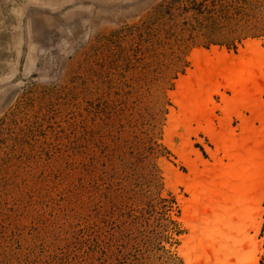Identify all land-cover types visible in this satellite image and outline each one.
Here are the masks:
<instances>
[{
    "label": "rangeland",
    "instance_id": "374dc122",
    "mask_svg": "<svg viewBox=\"0 0 264 264\" xmlns=\"http://www.w3.org/2000/svg\"><path fill=\"white\" fill-rule=\"evenodd\" d=\"M250 40L264 0H0V264H264V189L188 219L181 156L220 148L174 128L194 57Z\"/></svg>",
    "mask_w": 264,
    "mask_h": 264
},
{
    "label": "bare ground",
    "instance_id": "6f19581e",
    "mask_svg": "<svg viewBox=\"0 0 264 264\" xmlns=\"http://www.w3.org/2000/svg\"><path fill=\"white\" fill-rule=\"evenodd\" d=\"M240 51L242 56L229 53L225 48L219 50V47L211 52L198 53L193 60L196 69L180 79V87L174 93L181 108L179 114H182L181 123L172 117L174 128L181 131V125L187 128L194 122L220 148V153L213 152L217 161L215 165L202 158L203 169L193 165L188 155L181 156L190 172L179 173V180L195 197L185 199L181 196L188 219L203 220L210 211H218L225 205L256 201L260 190L264 189V64L261 60L264 48L259 41L250 40ZM219 77L222 78L221 83ZM221 85L232 91V96L224 98L221 109L227 115L230 111L236 113L241 121L235 127L239 133L226 128L223 118L220 119L221 129H217L218 125L210 116L205 91L207 93L209 86L213 87L212 92L219 91ZM223 159H228V163H221ZM226 209L231 210L230 207Z\"/></svg>",
    "mask_w": 264,
    "mask_h": 264
},
{
    "label": "trees",
    "instance_id": "16d2710c",
    "mask_svg": "<svg viewBox=\"0 0 264 264\" xmlns=\"http://www.w3.org/2000/svg\"><path fill=\"white\" fill-rule=\"evenodd\" d=\"M263 230H264V226H263Z\"/></svg>",
    "mask_w": 264,
    "mask_h": 264
}]
</instances>
